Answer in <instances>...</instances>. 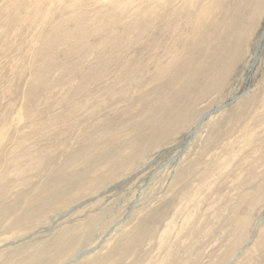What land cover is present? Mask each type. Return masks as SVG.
Wrapping results in <instances>:
<instances>
[{
	"label": "rangeland",
	"instance_id": "374dc122",
	"mask_svg": "<svg viewBox=\"0 0 264 264\" xmlns=\"http://www.w3.org/2000/svg\"><path fill=\"white\" fill-rule=\"evenodd\" d=\"M222 1L0 0V264H264V0Z\"/></svg>",
	"mask_w": 264,
	"mask_h": 264
},
{
	"label": "bare ground",
	"instance_id": "6f19581e",
	"mask_svg": "<svg viewBox=\"0 0 264 264\" xmlns=\"http://www.w3.org/2000/svg\"><path fill=\"white\" fill-rule=\"evenodd\" d=\"M195 1V0H194ZM224 1V0H223ZM222 1V2H223ZM234 1H236L235 3H238L237 1L238 0H234ZM246 1V0H245ZM173 1H171V3H172ZM188 2V1H187ZM198 2V1H197ZM225 2H228L227 0H225ZM224 2V3H225ZM229 2H231V0H229ZM232 2H233V0H232ZM244 4V6H246L245 5V3H247V2H244V1H242ZM174 3V2H173ZM173 3H172V5H173ZM193 3V2H192ZM191 3V4H192ZM203 3V2H202ZM211 4H209V7H211L210 5H212V2H210ZM221 3V2H220ZM171 5V4H170ZM186 5V4H185ZM185 5H183L184 7H186ZM199 5H200V3H199ZM226 5H228V4H226ZM231 5H233L232 3H231ZM243 5H242V8H243ZM175 6V5H174ZM171 7L170 6V8H172V9H174V8H176V7ZM182 6V7H183ZM235 6V5H234ZM241 6V5H240ZM191 7H193V5L191 6ZM204 7V6H203ZM228 6H226V8H227ZM229 7H232V6H229ZM239 7V6H238ZM169 8V9H170ZM178 8V7H177ZM202 8V7H201ZM235 8V7H234ZM241 8V7H240ZM180 9V8H179ZM185 9V8H184ZM198 9V8H197ZM200 9V8H199ZM204 9V8H203ZM236 9V8H235ZM190 10H192L191 8H190ZM202 10V9H201ZM200 10V11H201ZM207 9H205L204 11H201L200 12V14L202 13V15L204 16V14H203V12L205 13V11H206ZM171 11V10H170ZM172 11H174V10H172ZM177 12L179 11V10H176ZM188 11V10H187ZM186 11V12H187ZM217 11V10H216ZM175 12V11H174ZM191 12V11H190ZM190 12H188V13H190ZM224 12V11H223ZM187 13V14H188ZM191 13H194V12H191ZM190 13V14H191ZM198 13V12H197ZM196 13V14H197ZM169 14V13H168ZM172 14V13H171ZM181 14H184L183 12L181 13ZM190 14H188V15H190ZM206 14V13H205ZM219 14V13H218ZM242 14V13H241ZM241 14H239V11H231V12H229V13H227V15H220L221 17H218V22H217V29L216 30H214L212 33H210L211 35L209 36L208 34H205V32H204V29H203V27H207V26H203L202 27V29H203V31L201 30V31H197L198 32V34L201 36H203L204 35V37L206 38L207 36L209 37V39H211V41H212V45H214L215 46V44H216V46H217V44H220V45H222V51L219 53V54H222V55H224L226 58L224 59V60H226L225 61V63H226V65H228L229 63H232V61H235V62H237L238 60L237 59H242V60H244L243 59V57L245 56V54H244V44H243V40L241 39V40H239V35H240V33H242V26H241V23H240V21H239V23H235V19L237 18V19H241ZM185 15V14H184ZM193 15V14H192ZM198 15H199V13H198ZM209 15V14H208ZM183 16V15H182ZM186 16V15H185ZM195 16V15H194ZM243 16V15H242ZM169 17L171 18V16H170V14H169ZM177 17L179 18L180 17V15H177ZM191 17H193V16H191ZM191 17H189V18H191ZM215 17V16H214ZM178 18H176L175 20L177 21L178 20ZM196 19V18H195ZM199 19H201V18H199ZM203 19V18H202ZM190 20H192V19H190ZM197 20V22H198V19H196ZM195 20V21H196ZM185 21H187V23H188V20H185ZM185 21H183L184 23H185ZM170 22V21H169ZM172 22H173V20H172ZM172 22H171V24H172ZM181 22V21H180ZM182 22V23H183ZM197 22H196V24H197ZM174 23V22H173ZM177 23H179V22H176V24ZM206 23V22H205ZM175 24V23H174ZM195 24V25H196ZM188 25V24H187ZM207 25V24H206ZM183 26H185V25H183ZM191 28V27H190ZM190 28H189V30H190ZM197 28H201V27H197ZM208 28V27H207ZM264 28V27H263ZM187 29V28H186ZM194 29V28H193ZM188 30V31H189ZM198 30V29H197ZM196 31V30H195ZM193 32V31H192ZM196 32V33H197ZM207 33V32H206ZM198 34H196V35H198ZM194 35H195V33H194ZM198 37V36H197ZM207 37V38H208ZM187 40V39H186ZM201 40V39H200ZM244 40H246V39H244ZM187 43H188V41H187ZM191 43V42H190ZM200 43V42H199ZM259 43L260 44H263L264 43V30H263V32H262V35H261V37H260V39H259ZM201 44V43H200ZM183 46V45H182ZM259 47H260V45H259ZM259 47H258V49H259ZM203 51V50H202ZM207 53V52H206ZM180 55V57H178L176 60H177V62L178 61H182L183 60V57L185 56V55H183V56H181V54H179ZM205 55V54H204ZM222 55H220V57H222ZM176 60H175V63L177 64V62H176ZM159 62V61H158ZM172 62V61H171ZM184 62V61H183ZM173 64V63H172ZM175 64V65H176ZM174 65V64H173ZM161 67V66H160ZM163 68V67H162ZM170 69V68H169ZM172 70V69H171ZM162 71V70H161ZM164 71H166V70H164ZM168 72V70L166 71V73ZM158 79H160V78H158ZM55 188V187H54ZM49 189V188H48ZM47 189V190H48ZM56 189V188H55ZM58 191V190H57ZM53 192V191H52ZM56 192V191H55ZM43 192H41V194H42ZM54 193V192H53ZM55 194V193H54ZM56 195V194H55ZM46 198V197H45ZM35 199H33L32 201H34ZM46 200V199H45ZM41 203H46V201H44V200H39ZM44 201V202H43ZM46 205V204H45ZM57 246V245H56ZM55 246V247H56ZM61 245L59 244L58 245V247H60ZM56 249V248H55Z\"/></svg>",
	"mask_w": 264,
	"mask_h": 264
}]
</instances>
